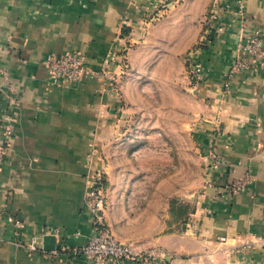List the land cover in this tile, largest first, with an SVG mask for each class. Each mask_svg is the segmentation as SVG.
I'll return each instance as SVG.
<instances>
[{"label": "crops", "instance_id": "0c3cea01", "mask_svg": "<svg viewBox=\"0 0 264 264\" xmlns=\"http://www.w3.org/2000/svg\"><path fill=\"white\" fill-rule=\"evenodd\" d=\"M211 12L217 32L205 21ZM255 30L264 40V0H0V123L13 132L0 169V264H82L68 251H28L4 222L21 221L24 244L35 235L43 247L51 228L55 246L79 247L92 226L82 197L95 171L118 240L159 247L172 264H264V44L258 65L223 91L236 35ZM67 49L94 68L112 56L118 90L98 77L50 84L42 60ZM189 60L208 78L192 83ZM210 149L222 159L216 170ZM174 153L185 163L191 155L195 178L183 162L174 178ZM142 154L163 177L134 176ZM244 172L248 187L225 195L222 184Z\"/></svg>", "mask_w": 264, "mask_h": 264}, {"label": "built area", "instance_id": "2783aa9c", "mask_svg": "<svg viewBox=\"0 0 264 264\" xmlns=\"http://www.w3.org/2000/svg\"><path fill=\"white\" fill-rule=\"evenodd\" d=\"M206 23L210 30L215 32L222 29L220 18L217 14L211 12L206 17ZM263 35L259 30H255L252 34L239 36L236 50V57L232 65L225 74L224 92L227 89V80L235 73L243 70L255 68L262 56ZM112 56L103 59L100 68H94L87 56L80 50L67 49L61 53L50 52L42 60V64L46 69L48 82L53 85H69L81 78H95L102 80L105 90L115 92L118 90V78L110 70ZM123 65V60H120ZM0 74L4 78L8 77V71L0 66ZM188 75L192 83H200L208 78L209 71L199 60L188 61ZM5 94L6 99L16 104V98L10 92ZM0 169L6 158L7 152L12 141V129L3 123H0ZM206 156L209 160V166L216 170L222 164L221 157L214 149H210ZM87 185L84 189L82 203L84 209L92 217V226L85 242L79 247L66 248V245L60 244L58 247L49 250L51 253L68 251L73 255H81L84 259L82 264H122L124 262H132L133 264H172L167 259L166 253L159 247H148L138 249L130 243L118 240L110 229L106 227L103 220V213L106 207V195L104 188L106 186V178L101 171H95L91 175L86 176ZM253 175L244 172L241 176L233 177L226 180L222 184V190L225 195H234L244 191L248 184L252 182ZM4 226L13 229L14 242L24 246L28 251L44 252L41 238L33 236L28 243L21 242L18 239L22 223L18 219L5 217ZM43 232H50L54 237L57 235L56 229H44ZM44 234V233H43ZM4 240L0 236V240ZM258 246L264 247V239L256 242Z\"/></svg>", "mask_w": 264, "mask_h": 264}, {"label": "rangeland", "instance_id": "374dc122", "mask_svg": "<svg viewBox=\"0 0 264 264\" xmlns=\"http://www.w3.org/2000/svg\"><path fill=\"white\" fill-rule=\"evenodd\" d=\"M205 21H206V19H205ZM186 66H187L186 67V70H187L188 64ZM147 157H148V155H144V154L141 155L142 169H141V171H139L134 176H138V177H149V176L152 177V176H154L156 178L163 177L165 174L164 167L159 165V164H156V166L149 167V162L146 160ZM172 157H173V162L175 163V167H173V169H172L173 173H174V178H175V174H181V172L179 171L181 169V167H180L181 159H180L179 153H174V155H172ZM156 159H157L156 160L157 162H162V161L164 162L165 161L164 157L162 155H159V154L156 155ZM188 161H189V163H185V160L183 158V161H182L183 162V171L185 172L187 170V174H188L189 178L193 179L196 177V174H197L196 162L191 157V155H189ZM135 188H137V189L141 188L142 190H145L147 188V186L143 185V186L135 187ZM174 188H177V189H174V192L175 191L178 192L180 190L179 186L174 187Z\"/></svg>", "mask_w": 264, "mask_h": 264}, {"label": "water", "instance_id": "95a60500", "mask_svg": "<svg viewBox=\"0 0 264 264\" xmlns=\"http://www.w3.org/2000/svg\"><path fill=\"white\" fill-rule=\"evenodd\" d=\"M239 36H240V33L238 35H236L234 44L231 47L229 64L227 66L226 71H228L229 67L232 65V63L235 60L237 45H238V41H239ZM43 247H44L45 250H51V249L55 248V237H54V235H45L43 237Z\"/></svg>", "mask_w": 264, "mask_h": 264}]
</instances>
